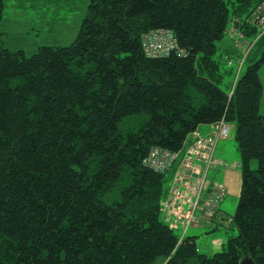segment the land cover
<instances>
[{
  "label": "trees",
  "instance_id": "obj_1",
  "mask_svg": "<svg viewBox=\"0 0 264 264\" xmlns=\"http://www.w3.org/2000/svg\"><path fill=\"white\" fill-rule=\"evenodd\" d=\"M263 8L91 0L72 44L29 57L0 31V264H264V50L228 90L214 57L225 35L247 49ZM3 10L0 0V25ZM160 28L180 56L144 54L143 37ZM222 119L236 125L242 186L234 216L216 217L236 234L210 256L163 220L171 176L143 160L154 148L183 152L199 126Z\"/></svg>",
  "mask_w": 264,
  "mask_h": 264
},
{
  "label": "rangeland",
  "instance_id": "obj_2",
  "mask_svg": "<svg viewBox=\"0 0 264 264\" xmlns=\"http://www.w3.org/2000/svg\"><path fill=\"white\" fill-rule=\"evenodd\" d=\"M3 2L4 10L0 31L4 33L5 46L11 51L23 50L29 57L43 46L57 47L72 44L78 36L91 0H3ZM262 12V18H264V8ZM256 18L257 13L254 12L252 19ZM262 21L258 19L257 22L260 31L258 36L245 38V41L251 44L247 48L245 57L242 48L235 46L227 35L216 42L217 51L214 57L218 60L220 69L228 71L222 83V87L226 90L233 87L236 79L245 72L248 66L260 59L264 50V22ZM258 75L262 84L259 112L264 116V63L260 66ZM228 126L227 138L217 142L218 148L221 147L217 149L221 151L219 152L221 153L220 161L225 165H222L217 172L210 171L208 182L211 181V183L225 187L226 196L219 204V209L224 213L221 217L232 218L239 202L242 171L235 140L236 125L230 122ZM205 127L208 125L199 126L201 129ZM251 166L255 168L257 162H252ZM169 186L170 181L168 180L164 183L166 192ZM228 223L227 221L221 222V219H216L213 223L201 221L198 226L188 227L184 236L196 237L199 252L211 256L222 250L228 235L236 234L233 224L231 223L229 227ZM183 231L184 228L180 224L173 229L178 237L183 235ZM150 264H157V261Z\"/></svg>",
  "mask_w": 264,
  "mask_h": 264
},
{
  "label": "built area",
  "instance_id": "obj_3",
  "mask_svg": "<svg viewBox=\"0 0 264 264\" xmlns=\"http://www.w3.org/2000/svg\"><path fill=\"white\" fill-rule=\"evenodd\" d=\"M230 32L238 38L242 37L235 28H231ZM142 48L144 54L152 58L168 56L172 52L178 56L182 54L173 32L164 28L148 32L142 39ZM242 52L245 57L247 49L242 48ZM214 126V130L205 136L194 131L192 141L183 152L154 148L143 160L147 168L171 176L160 211L163 220L170 226H183V235L188 227L198 226L201 221L213 223L219 213V204L226 196L225 187L209 185L206 180L210 167L225 165L214 158V151L217 142L227 138L229 126L223 119Z\"/></svg>",
  "mask_w": 264,
  "mask_h": 264
},
{
  "label": "crops",
  "instance_id": "obj_4",
  "mask_svg": "<svg viewBox=\"0 0 264 264\" xmlns=\"http://www.w3.org/2000/svg\"><path fill=\"white\" fill-rule=\"evenodd\" d=\"M214 127H215L214 125H208V127H205V128H202V129L198 127L197 132L199 134L205 136V135L210 134L214 130ZM192 139H193V136L190 134L189 137H188V140L186 142L187 143L186 146L190 144ZM220 148L221 147L218 148V146L216 145V148H215V151H214V158L217 159L218 161H220V159H221V156H220L221 153H219L221 151L220 150L217 151V149H220ZM220 168H222L221 165H215V166H212V167L209 168V170L207 172V175H206V180H207L208 184H216V183H211V181L208 182V175H209L210 171L217 172V171L220 170ZM155 261H157V264H165L166 259L163 258V257L162 258L160 257V258L156 259Z\"/></svg>",
  "mask_w": 264,
  "mask_h": 264
},
{
  "label": "water",
  "instance_id": "obj_5",
  "mask_svg": "<svg viewBox=\"0 0 264 264\" xmlns=\"http://www.w3.org/2000/svg\"><path fill=\"white\" fill-rule=\"evenodd\" d=\"M240 264H256L251 258H244L243 260H241Z\"/></svg>",
  "mask_w": 264,
  "mask_h": 264
}]
</instances>
